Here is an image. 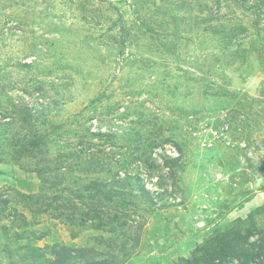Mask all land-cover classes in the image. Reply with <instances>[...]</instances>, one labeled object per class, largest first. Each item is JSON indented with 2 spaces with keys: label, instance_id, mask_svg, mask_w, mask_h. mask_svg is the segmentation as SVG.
I'll list each match as a JSON object with an SVG mask.
<instances>
[{
  "label": "rangeland",
  "instance_id": "obj_1",
  "mask_svg": "<svg viewBox=\"0 0 264 264\" xmlns=\"http://www.w3.org/2000/svg\"><path fill=\"white\" fill-rule=\"evenodd\" d=\"M165 156L175 200L90 208L116 174L160 192ZM238 220L264 224V0H0V264H186Z\"/></svg>",
  "mask_w": 264,
  "mask_h": 264
},
{
  "label": "trees",
  "instance_id": "obj_2",
  "mask_svg": "<svg viewBox=\"0 0 264 264\" xmlns=\"http://www.w3.org/2000/svg\"><path fill=\"white\" fill-rule=\"evenodd\" d=\"M169 140H163L161 143L156 144L151 142H140L135 146V150L147 149L148 154L145 157L136 158L140 159L143 168L149 171L155 172L157 165L154 163V159L151 156L153 150L158 147H163L164 143ZM180 150V149H179ZM180 152V151H179ZM144 153V152H143ZM137 154V153H136ZM180 156L177 158L162 157V162L164 167L169 171L167 178L160 175L157 179L158 186L162 187L160 192H152L147 189L146 185L139 181H131L130 177L124 176L123 178L119 175H115L111 180L97 179L90 183L91 185L86 187L88 195L91 196L89 201H93L94 204L92 208L94 211L97 209L107 207V204L120 205L123 207H130L133 211L136 209L133 207L135 205V199L141 201L143 204H148L154 206L158 202L170 197L171 199L176 198V188H175V178L177 176V171L182 169L183 164H180ZM152 173H150V177ZM165 180L171 181V190L164 188L163 185L166 183ZM133 192H136L134 194ZM174 193V197L172 196ZM244 201V200H243ZM242 201V202H243ZM183 202V199H181ZM181 202H174L171 207H179ZM4 203H7L6 201ZM241 203L233 204L227 208L223 219L229 212L233 211ZM70 205V204H69ZM156 206V205H155ZM67 212L72 213L74 209L78 210L76 207L66 208ZM115 220L118 217L115 216ZM122 227V226H121ZM264 224L262 228H259L255 224L251 223L246 225L243 221H237V227L235 229H230L225 231L222 235H210L209 238L205 239L200 246L195 247V252L192 258L180 259V262L186 264H264ZM254 240L253 237H255ZM54 255L53 264H66L73 263L74 260L79 259L82 255H78L76 251L72 249L53 248ZM111 256L106 258L100 264H107ZM95 263V262H92ZM52 264V263H48ZM180 264V263H175Z\"/></svg>",
  "mask_w": 264,
  "mask_h": 264
}]
</instances>
